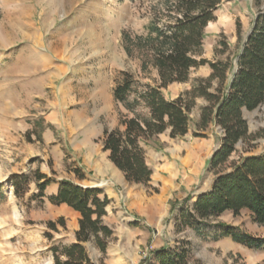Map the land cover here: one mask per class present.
Wrapping results in <instances>:
<instances>
[{"label":"rangeland","instance_id":"1","mask_svg":"<svg viewBox=\"0 0 264 264\" xmlns=\"http://www.w3.org/2000/svg\"><path fill=\"white\" fill-rule=\"evenodd\" d=\"M150 7L149 0H0V264H53L54 245L76 242L79 217L68 206L49 202V186L44 199L36 198L35 174L56 184L69 180L88 185L93 178L81 166L85 141L93 136L99 144L104 131L122 129L120 119L127 112L113 96L120 73H129L140 89L155 85L158 78L152 68L143 71L138 52L128 56L123 40L124 33L132 38L144 33L152 20ZM216 16L203 45L202 58L209 62L220 58L216 46L221 41L234 52L238 22L244 36L249 33L256 16L254 0H225ZM210 74L208 65L193 69L189 83L170 85L163 95L176 99ZM205 106L204 99H197L186 136L171 139L166 132L142 143L151 182L121 188L127 192L122 208L104 220L117 237L105 256L88 245L97 264H136L140 257L146 261L143 253L153 251L136 241L162 228L166 241L171 240L167 249L187 251L186 264H264V247L246 248L216 226L264 238V226L247 211L237 217L226 213L198 228L184 230L178 223L184 202L189 200L185 208L194 204L215 179L207 164L221 145L222 131L215 124L198 131ZM245 117L255 141L249 153L244 152L248 144L238 147L235 159L264 152V104ZM74 169L86 179L79 180ZM60 217L66 230L50 231L49 221Z\"/></svg>","mask_w":264,"mask_h":264},{"label":"trees","instance_id":"2","mask_svg":"<svg viewBox=\"0 0 264 264\" xmlns=\"http://www.w3.org/2000/svg\"><path fill=\"white\" fill-rule=\"evenodd\" d=\"M152 20L144 27V33L135 37L124 33L125 50L131 58L135 52L143 57V71L150 68L157 72L155 85L140 84L126 72H121L113 91L115 103L121 105L122 129L106 130L103 152L115 167L125 174L130 184L149 186L152 171L147 165L143 142L166 134L171 139L186 136L191 130V114L197 99L207 102L202 108L198 131L205 132L211 125L222 131V142L208 161L209 170L215 173L212 189L199 195L194 204L183 205L178 218L181 229L198 228L226 213L237 217L248 212L256 224L264 226V152L235 159L238 147L248 144L249 153L255 139L250 134L246 112H254L264 104V0H254L256 16L249 33L244 36L237 23L238 41L232 53L228 42L217 44L215 61L202 58L206 29L217 20L216 13L225 0H149ZM209 66L208 78H200L190 90L176 99H167L163 91L173 84L189 83L193 69ZM201 133H196V137ZM79 180L86 176L74 169ZM39 194L46 197V188L56 181L46 175L35 174ZM58 193L48 197L53 206H68L79 214L76 242L54 245L51 252L53 264H97L88 245L94 246L105 256L113 230L105 224L110 200L98 188L84 187L69 180L58 183ZM18 191V185H14ZM178 226V225H177ZM225 228L224 236L250 249H263L264 238L236 233ZM67 228L64 217L49 221L48 228L59 233ZM53 240L51 233H48ZM157 264H186L187 251L172 249L154 250L150 259Z\"/></svg>","mask_w":264,"mask_h":264},{"label":"crops","instance_id":"3","mask_svg":"<svg viewBox=\"0 0 264 264\" xmlns=\"http://www.w3.org/2000/svg\"><path fill=\"white\" fill-rule=\"evenodd\" d=\"M105 133V131H104ZM99 139V137H98ZM93 136H89L85 141V149L86 153L84 157L82 158V164L84 172L87 175L92 176L93 178H90V182H88V185H82L84 187H96L103 191V195L107 196L110 200V206L107 208V216L103 218L104 220H107V217L110 216V214H113V211L117 210L118 207L122 208L121 202L123 199V196L127 192H123L124 185L129 184L126 181L125 174L120 172L115 165L111 162V160L108 158L109 153L103 152V143L99 141V144L94 143ZM99 156V157H98ZM95 157H98L99 159H94ZM100 184V185H98ZM47 190L50 192L51 195H55L58 193V184H52L50 185ZM77 217H79V214L76 212ZM108 225V224H107ZM110 226V225H108ZM112 228V226H110ZM113 230V237L115 238L116 233L115 230ZM139 231V229L137 230ZM164 228L159 230L157 233L156 231H150L149 233H144L145 237L138 239L137 246L145 245V250H152L155 249H161V248H167L171 244V240L166 241V235H163ZM131 235H137V233L130 232ZM110 244V243H109ZM109 249V246H108ZM136 264H157L155 257L150 259L149 261H142L141 257L136 260Z\"/></svg>","mask_w":264,"mask_h":264},{"label":"built area","instance_id":"4","mask_svg":"<svg viewBox=\"0 0 264 264\" xmlns=\"http://www.w3.org/2000/svg\"><path fill=\"white\" fill-rule=\"evenodd\" d=\"M149 257H150L149 252H144L143 253V257H142L143 259L147 260V259H149Z\"/></svg>","mask_w":264,"mask_h":264},{"label":"water","instance_id":"5","mask_svg":"<svg viewBox=\"0 0 264 264\" xmlns=\"http://www.w3.org/2000/svg\"><path fill=\"white\" fill-rule=\"evenodd\" d=\"M257 111V110H256Z\"/></svg>","mask_w":264,"mask_h":264}]
</instances>
